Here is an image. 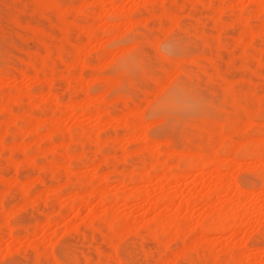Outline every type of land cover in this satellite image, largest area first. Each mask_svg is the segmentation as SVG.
Masks as SVG:
<instances>
[{
  "label": "rangeland",
  "instance_id": "1",
  "mask_svg": "<svg viewBox=\"0 0 264 264\" xmlns=\"http://www.w3.org/2000/svg\"><path fill=\"white\" fill-rule=\"evenodd\" d=\"M56 1L57 9L46 11L38 8L36 0H0V102L30 88L38 95L36 103L34 98H25L9 104L11 111L0 113V264H264V150L260 151L264 149V29L248 36L264 22L263 11L256 6L261 2L120 0L123 10L112 14L110 6L99 5L98 0ZM81 5L80 16L88 21L90 30L84 33L81 25L72 22L64 28L59 10L68 6L65 9L73 20L74 8ZM261 5L264 7V0ZM98 9H103L104 16H95ZM126 10L133 11L131 18L124 14ZM171 15H175V23ZM116 31L122 37L120 42L105 41L106 34ZM132 44L135 47L125 52L115 49ZM42 57L47 59L48 70L56 71L52 84L60 110L48 99L50 80L34 73L33 66ZM72 62H77L76 73H81L82 80H66V67ZM117 76L120 82L115 86L111 78ZM68 81L74 86L70 93ZM100 93L104 94L100 108L107 115L98 118L99 113L79 116L71 112L72 101L92 103ZM130 109L139 112L125 121L124 114ZM10 114L28 120L52 116L59 127L50 130L43 124L42 129L28 134L30 124L24 117L7 124ZM135 122L145 125L141 128L144 135L138 125L133 127ZM6 125L13 134L5 138L1 133ZM91 126L94 132L98 128L95 133L100 141L95 137V143L90 141L94 136ZM88 130L91 136L83 134H89ZM69 133L72 174L66 176L60 170V156ZM145 135L149 141L144 140ZM238 143L242 149L229 157L235 162L224 164L220 172L209 168L202 174L193 169L184 179H173L176 168H184L192 154L205 157L216 151L223 160L228 145ZM21 144L27 148L21 150ZM251 144L262 152L258 161L246 155ZM149 145L155 149L153 153ZM33 155V164L26 163ZM163 165L170 168L164 172ZM163 172L172 179L165 181ZM103 173L110 176L107 184L99 180ZM142 173L150 177L139 176ZM120 176L129 178L122 184ZM227 176L231 188L221 195L217 181ZM23 182L31 184L26 187L29 190L20 185ZM100 188L107 194L106 202L89 196L85 205L65 206L75 196ZM133 188L141 191L137 199L128 198ZM236 188L247 190L246 196L239 198ZM24 190V194L20 192ZM176 191H181L184 200L190 199L184 211L176 207L181 199ZM166 193L178 194L174 206L167 209L158 200ZM219 197L223 207L237 208L234 218L239 219L222 218L225 228L220 232H199L201 224L212 221L213 214L215 217ZM154 200L156 205L149 208ZM249 206L244 217L243 207ZM170 218L181 225L178 235L165 232L163 225ZM229 220L231 224L241 220V225L238 229L229 226ZM153 221L158 225L155 234H151Z\"/></svg>",
  "mask_w": 264,
  "mask_h": 264
},
{
  "label": "bare ground",
  "instance_id": "2",
  "mask_svg": "<svg viewBox=\"0 0 264 264\" xmlns=\"http://www.w3.org/2000/svg\"><path fill=\"white\" fill-rule=\"evenodd\" d=\"M37 1V6H38V8L39 9H41V10H46V9H51L50 11H52V10H54V9H52V8H55V9H57V7H58V2L56 1V0H36ZM92 0H90V2H91ZM95 1V0H94ZM142 1V0H141ZM239 1V0H238ZM240 1H242V0H240ZM259 2H261L262 3V0L260 1V0H258ZM89 2V3H90ZM93 2V1H92ZM97 2H99V5H101L102 4V6H104V5H109L110 6V8H111V13L112 14H117V13H119L120 14V9L121 10H123L122 8H120L119 9V6H120V0H98ZM143 2H145V0H143ZM258 2V3H259ZM238 3V2H237ZM261 3H259L260 4V6H259V4L258 5H256V6H258L259 8H260V10L261 11H263V14H264V7L261 5ZM60 4V3H59ZM143 4V3H142ZM146 4V3H145ZM90 5H93V4H91L90 3ZM239 5V4H238ZM101 6V7H102ZM67 7V9H68V6H65L63 9L64 10H62L61 8V10L62 11H60L59 10V13L61 14V16H62V18H63V24L65 25L64 26V28L66 27V29L68 28V26L71 24V22L74 24H78V25H81V27H80V29H81V31L82 32H84V33H86L87 31H89L90 30V26H89V24H88V21L87 20H83L84 18H82L83 17V14L81 13V8H83L82 7V5L81 6H78V7H76V8H74V10H75V17H73V20H72V18L69 20V10H67V9H65ZM121 7V6H120ZM135 7V6H134ZM225 7V6H224ZM249 7H251V6H249ZM248 7V8H249ZM99 8H100V6H99ZM103 8V7H102ZM59 9V8H58ZM221 9H223V8H221ZM255 8H253V10H254ZM99 11L97 12V13H95V16H98V17H101V16H104L103 15V13H102V11H103V9H98ZM102 10V11H101ZM128 10V9H127ZM124 11V12H126V13H124V14H126V15H128V18L131 16V14H132V12L133 11ZM257 10H259V9H255L254 11H257ZM47 11V10H46ZM55 11V10H54ZM73 11V10H72ZM257 12H259L258 14H261L260 13V11H257ZM82 14V17L80 16ZM262 14V15H263ZM125 15V16H126ZM113 16V15H112ZM149 16V15H148ZM111 17V16H110ZM168 17V16H167ZM131 18V17H130ZM170 18H171V20H173L174 21V23L176 22V17H175V15H171L170 16ZM144 19H145V17H144ZM143 19V20H144ZM148 20V19H147ZM178 20V19H177ZM182 21V20H181ZM126 22V21H125ZM131 21H130V19L128 20V25H129V27H131V23H130ZM133 22H134V20H133ZM143 22V21H142ZM108 23V22H107ZM147 24V23H146ZM114 25H116V24H114ZM113 25V26H114ZM121 25V24H120ZM126 25V24H125ZM105 26V25H104ZM118 26H119V24H118ZM112 27V26H111ZM108 28H110V25H108ZM169 29V28H168ZM264 29V22H262V24L260 25V27H259V29L257 30V31H250L249 33V35L248 36H250V37H252V36H254L253 34H255V32H259V31H261V30H263ZM118 31V30H117ZM114 32V33H112V34H106V36H107V40H105V41H107V42H109V43H111L112 45L114 44V43H117V42H120L119 40H121L122 39V37L120 36V34L118 33V32ZM264 31V30H263ZM252 35V36H251ZM256 35H257V33H256ZM89 39H91V38H89ZM93 39H96V38H93ZM242 39V38H241ZM241 39H240V41H241ZM101 40V39H100ZM237 41H238V39H237ZM101 42V41H100ZM104 42H102V44H103ZM133 43H135V42H133ZM101 44V45H102ZM129 46V45H128ZM119 47V46H116L115 47V49H116V51L118 52H125V51H127V50H131L130 48H133V47H135V44H132V45H130L129 47ZM115 49H114V51H115ZM48 51H50V50H47V52ZM107 51H109V50H107ZM110 51H112V50H110ZM114 51H112V52H114ZM117 52H115V55H117L116 53ZM50 53V52H49ZM108 53H111V52H108ZM106 54V56L108 57L109 56V54ZM103 54V53H102ZM119 54V53H118ZM51 55V54H50ZM105 55V54H104ZM111 55V54H110ZM114 54L112 55L113 57L115 56ZM43 56H45V55H43ZM112 56H111V58H112ZM77 58H81V54H77ZM110 57L108 58V63L110 62L109 60L111 59ZM99 63H97V65H98ZM46 65H47V59H46V57H42L41 58V62L39 63V65H32L33 66V68H34V73L36 74V76L37 77H39V76H41V74H42V77H44V78H47V79H49L50 80V84L48 85V88L46 89V92H47V95H48V99H51V101L50 102H52V100H53V103H54V105H55V110H60V105H59V103H58V99H59V97H58V94H57V92H56V90L53 88V84H52V79H53V76H54V73L56 72H54L53 71V68L52 67H50V69L48 70V68L46 67ZM100 65H103V64H100ZM100 65H98V67L100 66ZM53 66V65H52ZM56 67H57V65H56ZM77 67H78V65H77V62H72V63H70L67 67H66V73H67V79L66 80H73V81H75V80H82V77H81V73L79 72V73H76L77 72ZM58 68V67H57ZM55 69V68H54ZM47 70V71H46ZM26 74H27V72H25ZM55 75H57V74H55ZM191 75V74H190ZM29 76V75H28ZM24 77V76H23ZM32 77V76H31ZM57 77V76H56ZM105 77V76H104ZM103 77V78H104ZM119 78H120V76H119ZM118 78V76L117 77H114V78H111V82L113 83V85H118L119 84V82H120V79ZM64 79V78H63ZM109 79V78H108ZM44 81V80H43ZM69 84V93L70 92H72L73 91V88H74V86H73V84L72 83H69V81H68V83H67V85ZM166 85V84H165ZM67 87V88H68ZM164 88V87H163ZM162 88V89H163ZM41 90V89H40ZM59 90V89H58ZM161 90V89H160ZM159 90V91H160ZM42 92H43V90H41ZM40 91V92H41ZM104 93V92H103ZM103 93H100L98 96H96V98L93 100L94 102H92L91 103V100L90 101H88V100H86V99H79V101H76L75 100V102L73 103V101L71 102V104L69 105V107H70V109H71V112H77V113H79V116H80V114L81 115H83V114H87V113H99V116H98V118L99 117H101V116H103L104 114H106L107 115V113H105L104 111H102V109L100 108V105L102 106V102H103V100H104V94ZM43 94V93H42ZM34 95V93H33V90L30 88V89H27L25 92H23V93H21V94H16L15 96H12V97H10L9 98V100H7V101H3V102H0V113H5V112H7V111H11V110H9L10 108V105L9 104H11V103H15V101H21V100H27V99H25V98H34L33 100H35L34 101V103H36V100H37V98H38V95H34V96H37L36 97V99H35V97L33 96ZM42 99V98H41ZM30 100V99H29ZM22 102V101H21ZM18 103V102H17ZM53 103H52V105H53ZM248 103V102H247ZM19 104V103H18ZM22 104V103H21ZM31 104V103H30ZM41 104V103H40ZM107 104V103H106ZM34 105V104H33ZM12 106V105H11ZM38 106V105H37ZM23 107H25V106H23ZM22 107V108H23ZM135 107H138V106H136L135 105ZM20 108V107H19ZM68 108V107H67ZM25 109V108H24ZM142 109V108H141ZM13 110V109H12ZM18 110H20V109H18ZM110 112V111H109ZM126 112V111H125ZM137 112H139V110L137 111ZM136 109L135 110H129L128 112H126V114H124L125 116L123 117L124 119H125V121H128V119L130 120V118H129V116L131 115V117H132V115H135L136 113ZM20 113V112H19ZM18 113V114H19ZM122 113V112H121ZM18 114H16V115H18ZM25 114V113H24ZM11 116H10V120L8 119V122H7V124L9 123V124H12V123H14V122H16V121H18V120H22L23 118L22 117H24V119L23 120H27V122L30 124L29 126V129H28V131H27V133L28 134H34V133H36L37 131H38V128L41 126V129H42V125L43 124H45V125H47L48 126V129H50V130H53L54 128V130H56L57 128V126L59 127V121L56 119V118H54V117H52L51 116V118L50 117H46L47 119H43V120H40V119H36V120H28V118L26 119V117L27 116H16V115H12V114H10ZM105 115V116H106ZM127 115V116H126ZM139 115V114H138ZM257 115V114H256ZM43 116V115H42ZM94 117V116H93ZM126 117H128V118H126ZM21 118V119H20ZM84 118H86V117H84ZM114 118H115V115H114ZM30 119V118H29ZM80 119V118H79ZM83 119V118H82ZM117 119V118H116ZM119 119V118H118ZM78 121H80V120H78ZM84 121V120H83ZM22 122H24V121H22ZM26 122V121H25ZM75 122V121H74ZM105 122V121H104ZM248 122V121H247ZM83 123V122H82ZM103 123V122H102ZM110 123V122H109ZM112 123V122H111ZM116 123V122H115ZM135 123H137V124H135ZM134 124H133V127L135 128L137 125H138V127L137 128H140V131L139 132H141V128H143L145 125L144 124H142V122H135ZM249 123V122H248ZM1 124V123H0ZM58 124V125H57ZM75 124V123H74ZM105 124V123H104ZM57 125V126H56ZM126 125V124H125ZM144 125V126H143ZM247 125H249V124H247ZM44 126V125H43ZM56 126V127H55ZM113 126V125H112ZM115 126H117V125H115ZM2 127V126H1ZM46 127V126H45ZM92 127V126H91ZM131 127H132V125H131ZM130 126H129V128H131ZM132 127V129H134ZM244 127H247L245 124H244ZM3 128V127H2ZM94 126L92 127V132H94ZM145 128V127H144ZM91 129V128H90ZM89 129V130H90ZM243 129H245V128H243ZM49 130V131H50ZM87 130V129H86ZM89 130H88V133H89ZM237 130V129H236ZM46 131V130H45ZM90 131V132H91ZM133 131V130H132ZM138 131V130H137ZM3 134L1 133V135H3V137H4V135H5V138H6V134H8V133H12V131H11V127L10 126H8V125H6V127H5V129L3 130ZM50 132H52V131H50ZM58 132V131H57ZM95 132H98V128H97V131H95ZM91 133V135L93 136L92 138L93 139H91L90 141H95L98 137L96 136V135H98L97 133ZM138 132V133H139ZM87 133V132H86ZM86 133H83V134H85V135H89V136H91L90 135V133L89 134H86ZM99 133V132H98ZM137 133V132H136ZM135 133V134H136ZM143 133V130H142V132L140 133V134H142ZM13 134V133H12ZM27 134V135H28ZM70 134V133H69ZM132 134V133H131ZM145 133H143L142 135H144ZM49 135H50V133H49ZM48 135V136H49ZM46 136V135H45ZM80 136H84V135H81L80 134ZM100 136V135H99ZM132 136V138H133V140L135 139L136 141H139V140H137V137H135V135H131ZM146 136V135H145ZM145 136H143V138H144V140H147L148 138H147V136L145 137ZM29 137V136H28ZM27 137V138H28ZM37 136H35V138H36ZM68 137V136H67ZM86 136H84V138H85ZM94 137H95V140H94ZM33 138H34V136H33ZM40 138H42V137H40ZM79 138V137H78ZM83 138V137H82ZM83 138V139H84ZM86 138H89V137H86ZM85 138V139H86ZM142 138V139H143ZM145 138H147V139H145ZM2 139V138H1ZM38 139V138H37ZM37 139H36V141H37ZM131 139V138H130ZM141 139V140H142ZM204 139V138H203ZM222 139V138H221ZM71 134H70V136H69V140L67 141V140H65V144H64V146H63V148L62 149H65V151H64V153H63V155H61L60 157H62L63 156V165H62V167H61V171H64L65 172V175L67 176V174L66 173H68V175H70V174H72V173H70L69 172V151H71V150H68L69 149V147H71L70 146V144H71ZM89 140V139H88ZM97 140H101V138L100 139H97ZM96 140V141H97ZM105 140V139H104ZM151 140V139H150ZM40 140L38 139V142H39ZM106 141V140H105ZM136 141H134V142H136ZM148 141H149V139H148ZM220 141H222L223 142V140H220ZM218 142L219 144H222L221 142ZM262 141L264 142V140L262 139ZM133 142V141H132ZM144 142V141H143ZM247 142V141H246ZM250 142V141H249ZM261 142V141H260ZM37 143V142H36ZM95 143V142H94ZM131 143V142H130ZM151 143V142H150ZM149 143V144H150ZM153 144H151L152 146H155V142L153 141L152 142ZM236 143V142H235ZM251 143V142H250ZM256 143V142H255ZM239 144V143H238ZM242 144H243V142H242ZM248 144V143H247ZM246 144V145H247ZM262 144V143H261ZM151 145H149V150H151V152L153 153V150H155V149H152V146ZM157 145V144H156ZM251 145H253V144H251ZM250 145V146H251ZM255 145V144H254ZM254 145H253V147L251 146H248L249 148H248V150H246V151H249V152H247L246 153V155L248 154V155H250V157L253 159V161H258L257 159H258V157H259V154L261 155V153L262 152H260V151H262V150H264V149H259L258 150V147H254ZM21 146V148H22V144L20 145ZM24 146V145H23ZM26 146V145H25ZM84 146V145H83ZM113 146V145H112ZM160 146V145H159ZM220 146V145H219ZM229 146H231V147H233V148H231L230 147V151H228L227 149H228V147ZM243 145H241V143L239 144V145H228V147L226 148V150H225V152L227 153V156L225 157V159H219V157H218V155L213 151H211V153L210 154H207V156H203L202 154H197V152H196V154H192L190 157H189V161L187 160V162L185 163V164H187L184 168L182 167V169H179V168H176L177 170H176V172L173 174V179H175L176 181L177 180H182V178L184 179V177H187L188 175H189V172L191 171V170H197V171H199V173H202V174H204V173H207L208 171H209V168L210 169H212V171H219L221 168L220 167H223V165L224 164H229V163H233V162H235V161H231V159L229 158L231 155H236L237 154V152H238V150H239V148H241ZM256 146H259V144L257 145V143H256ZM263 146V145H262ZM110 147V146H109ZM223 147V146H222ZM25 148H27V147H25ZM24 147L21 149V150H23V149H25ZM155 148V147H154ZM159 148V147H158ZM245 148V147H244ZM252 148V149H251ZM262 148V147H261ZM264 148V147H263ZM18 149H20L19 147H18ZM71 149V148H70ZM76 149V148H75ZM98 149V148H97ZM117 149V148H116ZM203 149V148H202ZM223 149V148H222ZM242 149V148H241ZM113 150V149H112ZM41 151V150H40ZM130 151V150H129ZM203 151V150H202ZM228 151V152H227ZM240 151V150H239ZM245 151V152H246ZM51 152V151H50ZM95 153H96V150L94 151ZM52 153V152H51ZM220 153V152H219ZM226 153H224V154H226ZM243 153V152H242ZM98 153H96V155H97ZM128 154V153H127ZM132 154V153H131ZM245 154V153H244ZM38 155V154H37ZM136 155V154H135ZM152 155H154V154H152ZM245 155V156H246ZM247 155V156H248ZM34 156V157H33ZM33 156H31L30 158H27L25 161H26V163H29V164H33V162H34V158H35V155H33ZM148 156V155H147ZM183 156V155H182ZM262 156V155H261ZM104 158L106 157V156H103ZM155 157V156H154ZM78 158V157H77ZM107 159H108V156L106 157ZM149 158V157H148ZM250 158V159H251ZM58 159V158H57ZM56 159V160H57ZM103 159V158H102ZM107 159H105V160H107ZM147 159V158H146ZM59 160V159H58ZM57 160V161H58ZM71 160V159H70ZM105 160H102V161H104L105 162ZM145 160V159H144ZM148 160V159H147ZM60 161V160H59ZM58 161V162H59ZM101 162V161H100ZM145 163V162H144ZM253 163V162H252ZM260 163V162H259ZM50 164V163H49ZM49 164H48V166H49ZM70 164H72L71 162H70ZM155 164V163H154ZM35 165V164H34ZM33 165V166H34ZM50 165H54L53 163H51ZM95 165V164H94ZM150 165H152V164H150ZM156 165V164H155ZM262 165V164H261ZM229 166V168H230V165H228ZM228 166H226L225 165V168L226 167H228ZM51 168L53 167H56V165H54V166H50ZM95 167H97V165H95ZM160 167V166H159ZM163 167H164V165H163ZM163 167H160V168H163ZM175 167H177V166H175ZM174 167V168H175ZM234 167V166H233ZM165 168V169H164ZM163 169V171L165 172V170H167V169H169L170 167H167V166H165ZM235 168V167H234ZM256 168V167H255ZM63 169V170H62ZM79 169V168H78ZM233 168H231V170H232ZM250 169V168H249ZM93 170V169H92ZM225 170V169H224ZM230 170V171H231ZM237 170V169H236ZM73 171V170H72ZM78 171V170H77ZM84 171V170H83ZM82 171V172H83ZM63 172V173H64ZM105 172V171H104ZM163 172V175H161L162 177H164V180L165 181H169V179H172V178H168V176L166 177L165 175V173ZM169 172V171H168ZM220 172V171H219ZM96 173V172H95ZM101 173V172H100ZM106 173V172H105ZM105 173H103V176L102 177H100V179H99V177L98 178H96L97 180L99 179L100 181H102L103 182V184L104 183H106V181L108 180V178H110V176H112V174L113 173H110L109 175V177L107 176L108 174H105ZM211 173V172H210ZM105 174V175H104ZM143 174V175H142ZM142 174H140L139 176H142V177H145V179H147L148 177H150V175L148 176V173H147V175L146 176H144L145 175V173H142ZM222 174V173H221ZM225 174V173H224ZM223 174V175H224ZM227 174V173H226ZM91 175H92V173H91ZM90 175V177H94V175L93 176H91ZM96 176H97V174H95ZM114 175V174H113ZM130 175V174H129ZM129 175H127V176H129ZM132 175H134V174H132ZM136 175V174H135ZM134 175V176H135ZM229 175V174H228ZM233 175V174H232ZM231 175V176H232ZM124 176V175H123ZM218 176V175H217ZM221 176V175H220ZM81 177V176H80ZM222 177V176H221ZM230 177V176H229ZM228 176L227 177H225V179L226 180H221L220 182L219 181H217L219 184H217V189H218V191H219V193L222 195H224V194H226L227 192H229L228 190H230V188H231V184H230V178H229ZM115 178H117V177H115ZM125 178V179H124ZM123 179H121V176H120V178L119 179H121L120 181H121V183L123 184V181L125 180V181H127L126 179L127 178H129V177H124ZM130 178H133V176H130ZM135 178V177H134ZM137 178V177H136ZM135 178V179H136ZM44 179V178H43ZM139 179V178H138ZM137 179V180H138ZM141 179V178H140ZM139 179V180H140ZM142 179H144V178H142ZM163 179V178H162ZM40 180V179H39ZM217 180V179H216ZM33 181H34V179H33ZM92 181V180H91ZM129 181V180H128ZM15 182V181H14ZM119 182V181H118ZM145 182V181H144ZM216 182V183H217ZM18 183H20V182H18ZM24 183V182H23ZM21 183L20 185L21 186H23V188L27 191V190H29V188L31 187V186H29V185H31V184H29V182H26V183ZM99 183V182H98ZM120 183V182H119ZM120 183V184H121ZM263 183H264V181H263ZM11 184V183H10ZM16 184V183H15ZM29 184V185H28ZM107 184V183H106ZM19 185V186H20ZM66 185V184H65ZM64 185V186H65ZM119 185V184H118ZM140 185V184H139ZM7 186V185H6ZM11 186H14L13 185V183H12V185ZM16 186V185H15ZM21 186L19 187V188H21ZM27 186H29V188H27L26 189V187ZM8 187H10L9 185H8ZM54 187L56 188V186L54 185ZM133 187V186H132ZM135 187V186H134ZM54 188V189H55ZM139 188V187H138ZM13 189V188H12ZM89 188H87V190H86V193H87V191H89L88 190ZM20 190V189H19ZM22 190V189H21ZM24 190V192L23 191H20V192H22L23 194L26 192ZM52 190V189H51ZM57 189H55V191H56ZM179 190H181V189H179ZM236 192H237V196L240 198L242 195H244V196H246L245 194L247 193V190L246 191H244V190H242V189H239V188H236ZM263 190H264V185H263ZM38 191V190H37ZM118 191V190H117ZM182 191V190H181ZM180 191V192H181ZM185 191V190H184ZM40 192V191H39ZM178 191H176L175 193H177ZM180 192H178V193H180ZM141 191H139V190H137V189H131V190H129L128 191V198H130V199H137L139 196H141ZM144 193V192H143ZM147 193V192H146ZM145 193V194H146ZM152 193V192H151ZM168 194V193H166V194H163V195H161L159 198H158V200H160V201H162L163 203L162 204H164V208L165 209H167V208H171V207H173L174 206V201H175V198L177 197L176 195H178V194ZM235 193V192H234ZM28 194V193H27ZM39 194V193H38ZM83 194V193H82ZM85 194V193H84ZM148 194V193H147ZM181 194V196L179 197V195H178V199L179 198H181L180 200H179V202H177L178 204H177V209L178 210H186L187 208H188V206L190 205L189 204V200L188 199H185L184 200V196L182 197V193H180ZM184 194V193H183ZM19 195H20V193H19ZM34 195V194H33ZM51 195H52V192H51ZM118 195V194H117ZM204 195H205V193H204ZM52 196H54V195H52ZM89 196H92V197H96L97 198V200L98 201H100V203H103L104 201L106 202L107 200V194H106V192L104 191V188L102 189V188H100V189H95V190H90V193L88 192V194H85V195H83V196H81V195H77V196H75L74 198H72V201H70L71 202V204L69 203V204H66L65 206L67 207V209L71 206V207H74L73 205H75V204H77L78 206L80 205V206H82V205H85L86 203H88V197ZM188 196V195H187ZM202 196V195H201ZM210 196V195H209ZM208 195L205 197H203V198H205L206 200H207V197H209ZM27 198H28V196H26ZM57 197V196H56ZM92 197L91 198H89V199H91L92 200ZM123 197V196H122ZM146 197H148V195L146 196ZM124 198V197H123ZM143 198H144V196H143ZM183 198V199H182ZM186 198V197H185ZM201 198V197H200ZM238 199V198H237ZM242 199V198H241ZM26 200V199H25ZM30 200V199H29ZM127 200V199H126ZM157 200V199H156ZM182 200V201H181ZM193 200V199H192ZM211 200V199H210ZM28 201V200H27ZM97 201V203L98 204H100L99 202ZM149 201V200H148ZM151 202L153 201L152 199L150 200ZM209 201V200H208ZM214 201V200H213ZM226 201V200H225ZM243 201V200H242ZM28 202H30V201H28ZM125 202V201H124ZM205 202V201H204ZM210 202H212V201H209V203ZM219 203H217V201H216V203L215 202H213V203H210V204H214V206L215 205H221L222 203H221V197H219V201H218ZM159 203V202H158ZM207 203V202H206ZM221 203V204H220ZM111 204H112V201H111ZM232 204V203H231ZM77 205H75V206H77ZM110 205V204H109ZM156 205V201L154 200V202L151 204V203H149L148 204V206H149V208H152V207H154ZM223 205V204H222ZM220 206V207H218L217 206V210H216V208H215V210H214V212L213 213H216L215 214V217H214V214H213V218L211 217V220L212 221H209V222H207V223H204V224H201V227H199V223L197 224L198 225V227H199V229L198 230H200L199 232H201L202 233V231H206V232H210V231H215V232H220V231H222L223 230V228H225V226L223 225V220H221L222 218H224L225 219V221L226 220H228V219H232V221L233 220H236L235 218H238V217H235L234 218V215H235V211L237 210V208L235 209V206H233V205H229L227 208L225 207V209H224V207L223 206ZM239 204H237V206H238ZM254 205V204H253ZM0 206H1V201H0ZM213 206V207H214ZM241 206V208H242V205H240ZM251 206V205H250ZM250 206L249 207H243L244 208V217H246V215H247V213H248V211H249V208H250ZM51 207V206H50ZM61 208V207H60ZM224 210H223V209ZM240 208V207H239ZM251 209V208H250ZM239 210V209H238ZM216 211V212H215ZM237 213V212H236ZM211 215V214H210ZM228 217H230V218H228ZM172 218V217H171ZM171 218L168 220V221H166L165 223H164V228L166 229H164L163 228V226H162V228L165 230V232H169V231H171V232H175V233H173L174 235L176 234V235H178L176 232H177V230H178V228H181V225H180V227H178L179 225H178V223H179V221H174L175 219H173V220H171ZM215 218V219H214ZM226 218H228V219H226ZM239 219V218H238ZM238 219H237V221H238ZM246 218H244V220H245ZM183 220V219H182ZM5 221V220H4ZM231 221V222H232ZM236 221V223L235 222H233V224H231V222H230V220H229V226H231V225H233V226H235L236 228H237V225L238 224H240L241 225V220L239 221L240 223H238ZM249 220H245V222H248ZM154 222V221H153ZM256 222V221H255ZM184 223V222H183ZM244 223V222H243ZM259 223V222H258ZM231 224V225H230ZM226 225H227V223H226ZM240 225H239V227H240ZM243 225V224H242ZM248 225V224H247ZM257 225V224H256ZM150 226V225H149ZM249 226V225H248ZM151 234H155V232L157 231V227H158V225H157V223L155 224V222L153 223V225L151 224ZM201 228V229H200ZM241 228V227H240ZM161 229V228H160ZM159 229V230H160ZM238 229V228H237ZM12 230V229H11ZM10 230V231H11ZM150 230V229H149ZM179 230H182V229H179ZM202 230V231H201ZM233 230V229H232ZM15 232V231H14ZM10 234V233H9ZM180 234V233H179ZM172 235V234H171ZM202 235V234H201ZM202 237V236H201ZM174 238V237H173ZM198 238H200V237H198ZM205 238V237H204ZM202 239H203V237H202ZM200 241H201V239H200ZM199 241V242H200Z\"/></svg>",
  "mask_w": 264,
  "mask_h": 264
}]
</instances>
